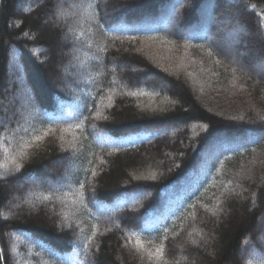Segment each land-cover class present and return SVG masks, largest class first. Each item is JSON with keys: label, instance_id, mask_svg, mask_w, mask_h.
<instances>
[{"label": "trees", "instance_id": "1", "mask_svg": "<svg viewBox=\"0 0 264 264\" xmlns=\"http://www.w3.org/2000/svg\"><path fill=\"white\" fill-rule=\"evenodd\" d=\"M26 1L0 0L29 117L0 125V264H264V0H62L61 32Z\"/></svg>", "mask_w": 264, "mask_h": 264}, {"label": "rangeland", "instance_id": "2", "mask_svg": "<svg viewBox=\"0 0 264 264\" xmlns=\"http://www.w3.org/2000/svg\"><path fill=\"white\" fill-rule=\"evenodd\" d=\"M30 1V3L28 4V2ZM33 1H35V4H37L39 7L43 6V0H27L26 3L27 4H22L19 5L17 4V10H27L28 7L30 6V4H33ZM53 6L51 9V12L48 13L45 16V20H44V24L46 27H49L51 29H54L56 31H60L61 32V27H62V22L63 21H69L72 23V26L75 24H81V22L83 21V16L80 13V11L77 10V8H75L72 5L69 4H65L63 3L62 0H54L53 1ZM82 17V18H81ZM81 18V19H79ZM81 21V22H80ZM60 40H61V44L65 45V39L61 37L60 35ZM226 41H228L229 39L225 38ZM68 41V40H67ZM66 48V47H65ZM74 51H77L76 49L72 50H67L65 54V56H72V53ZM237 53V54H236ZM233 57L234 54H236V58L237 60H244L248 54L247 51L245 50L244 52H235V49L233 51ZM234 57V58H235ZM69 58V57H68ZM77 61L71 62L69 61V63H65V65L62 68H59V72L63 73L65 76H67V70L70 68V66H76ZM62 77V74H60ZM60 77V78H61ZM16 80V78H15ZM17 82V81H16ZM17 83H14V78H10L8 77L7 81H6V85L4 90H2L1 95H0V104L2 106L3 109V115L2 117H0V125L5 123V122H9L11 121L13 118H15V122L17 124V127L19 128H23L26 126V123L28 122L29 117L27 118L26 116H28L25 112H26V103L23 101H21V97L23 95L22 93V89L21 87L19 88L17 86L16 90H15V86ZM14 88V89H13ZM19 88V89H18ZM17 129V128H16ZM14 131H7L4 135V137L1 138L0 140V144H2L3 142H5V136L9 135L11 132H15ZM17 131V130H16ZM5 140V141H4ZM55 166V164H54ZM1 177V175H0ZM31 186L33 185V187L37 188L39 187V182H34V180H31L30 178L27 177V179L23 180L21 183L19 182L18 184L14 185L13 188V192L11 194V197L9 198V208H11L12 210H16L19 209L21 207H25L28 209H32L29 206V201L30 199H32L33 197H35L34 194H29L27 196H21L20 193L23 192L24 188L27 186ZM18 193V194H17ZM28 206V207H27ZM47 214L48 216H52L56 219V215L55 213H53V211L50 208H47ZM52 213V214H51Z\"/></svg>", "mask_w": 264, "mask_h": 264}]
</instances>
